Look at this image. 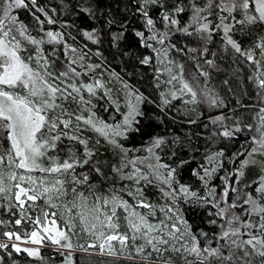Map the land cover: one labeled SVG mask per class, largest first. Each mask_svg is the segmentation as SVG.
Returning a JSON list of instances; mask_svg holds the SVG:
<instances>
[{"label":"trees","instance_id":"16d2710c","mask_svg":"<svg viewBox=\"0 0 264 264\" xmlns=\"http://www.w3.org/2000/svg\"><path fill=\"white\" fill-rule=\"evenodd\" d=\"M208 2L166 0L168 5L185 8L183 13L174 16L179 24L169 26L167 22L162 23L164 10L153 8L149 11L155 27L149 31L135 7L137 3L143 6V0H38V5L48 13V16L37 13L45 23H37L31 6L29 9L15 10L14 14L24 24L26 36L43 42L31 44L16 31L19 23L13 26V34L27 48V54L32 57L30 62L38 70L46 63L47 71L59 76L64 70L75 68L80 73L79 77L60 79L77 87L87 83L95 87L97 82L103 85L102 88L96 87L94 96L81 89L84 98L91 99V105H81L78 109L76 104L65 101L63 106L69 112L75 111L77 115L85 117L94 113L95 119L114 126L123 122L129 104L135 105L142 113L136 116L138 123L134 125L140 131L117 137L126 152L124 159L135 160L136 167L144 173L149 171L148 164L167 165L175 169L170 177L171 189L185 186L202 200L196 202L195 198L185 197L179 192L175 193V199L165 196L163 193L170 191V188L162 180H155L151 184L141 181L137 185L132 180L120 178L113 169L121 166L123 154L81 121V135L88 140V147L94 152L90 166L76 169L77 176L84 174L89 178L84 186L91 185L90 191L94 194L142 187V194L148 202L172 208L187 222L201 248L208 244L217 247L216 236L220 232L219 225L224 221L215 215V204L219 203L220 207H227L233 202L243 204L246 193L258 195L253 189L264 175L258 166L245 168L243 177L237 171L244 159L264 158L259 152L254 157L247 155L251 147H258L252 143V137L258 136L254 128L255 120L264 108V96L259 94L257 86L259 78L264 77V53L256 47L264 37V24H241L239 21L245 19V11L236 9L228 13L215 5L201 13L199 23H194L192 5L195 3L207 9ZM247 13L258 15L252 7ZM48 17L55 23H46ZM203 24H208L207 31L200 30ZM225 26L229 28L227 34L224 32ZM183 28H187L188 32L185 33ZM49 31L59 33L56 42L49 43ZM137 31L144 32L145 37L159 35L156 40L148 39L147 43L152 47H147L145 39L135 35ZM88 33L92 34V39H89ZM118 33L121 36L115 39ZM164 33L167 36L161 44L159 38ZM225 35L237 41L242 52L252 53L254 60L237 53L227 43ZM38 51L40 56L47 58L46 61L39 60V64ZM148 57L151 58L150 63L142 64L141 60ZM160 61L164 63L163 71L158 70ZM173 76L177 79L173 80ZM185 82L197 93L195 102L189 92L181 91ZM205 91L216 99L215 106L205 101L202 95ZM136 96L142 97V100L137 102ZM165 100L169 103L165 104ZM226 130L233 135L225 137L223 132ZM4 135L0 134V143H7ZM158 138L164 143L155 147L154 141ZM68 144V141H64L63 146L58 145L63 148V151L57 150L61 161L65 158L64 149ZM76 148L82 150V146ZM92 168H98L100 173L92 171ZM168 168L161 167L159 172L164 175ZM205 170L210 175H206ZM124 171L130 172L132 168ZM201 176H204V180L200 179ZM226 177L230 184L232 180L236 181L232 187L238 190L239 198L231 189L229 196L222 198ZM203 198L210 202L203 203ZM232 212L245 219L240 208L232 209ZM252 219L258 218L253 215ZM212 220L216 223H211ZM7 231L11 229L1 227L0 237L3 238ZM72 243L73 249L63 250V255L56 249H41L40 257L16 252L9 246L0 250V264H67L69 252L71 264H87L81 262L80 254L75 251L79 247L73 238ZM224 251L227 255V249ZM194 260V256H187V261ZM165 261L168 264H186L184 255L176 252L164 253L161 258L153 254L151 264H165ZM104 263L141 264V260H101L98 264ZM236 264L241 262L237 260ZM252 264H260V258L253 256Z\"/></svg>","mask_w":264,"mask_h":264},{"label":"snow or ice","instance_id":"6c2138e0","mask_svg":"<svg viewBox=\"0 0 264 264\" xmlns=\"http://www.w3.org/2000/svg\"><path fill=\"white\" fill-rule=\"evenodd\" d=\"M213 5L222 11L231 13L236 9L245 11V19L239 21L241 24H255L260 22L264 24V0H209L208 8L197 6L195 3L191 8L192 21L199 23L202 19L201 13L210 10ZM31 6L33 17L38 24L45 21L40 19L37 13L48 16V13L38 5V0H0V134L8 142V147L0 151V199L7 198L9 202L15 201L16 207L20 209L21 216L16 219L17 225L21 224L23 219L27 218L29 212H34L39 207L40 214L32 221L35 225H41L37 230L30 233L31 243L42 245L45 240L50 241L52 245L57 246L56 250L63 255V250H71L74 245L72 236L83 234L89 238L90 242L79 244L81 251L88 253L94 250L99 255L116 256L117 249L122 253L128 251L127 259L136 261L140 258L141 264H151L153 254L161 258L162 253L172 252L184 255L186 264H252V257L260 258V264H264V175H261L257 186L253 192L246 193L243 204L235 202L228 204L227 207H220L219 203L215 204L217 211L215 215L220 217L224 223L219 225L220 232L216 236L217 247L213 248L210 244L201 248L196 236L191 233L187 222L180 219L172 208L167 209L166 219L158 223H152L148 216H154V206L151 205L142 195L143 188L136 189L135 195L138 202L129 204L122 197L110 193L106 197L95 196L92 203L83 191H78V185H87L89 178L87 175H76V169L90 166V160L94 152L88 147V140L83 138L81 133L80 122L90 127L95 133L103 137L105 141L114 149H119L122 153V163L119 168L113 169L122 179L132 180L139 185L141 181L151 184L155 180H162L163 184L169 185L170 191L164 192L165 196H172L175 199V193H182L185 197H193L196 202H201L202 198L198 197L195 192H190L185 186L178 189H171L170 177L175 169L168 168L167 165L148 164V172L144 173L139 167H136L135 160H126V152L123 145L119 143L117 137L125 136L127 132H139L140 128L136 125L137 115H142L133 104H129V111L123 117V122L116 125H109L104 121L95 119V114L85 117L77 115L75 111L69 112L64 106L65 101H70L77 105H91V99H85L81 89H85L90 96L95 95L96 87H103L97 82L93 84H81L77 87L74 83H65L60 78L79 77L75 68H68L54 76L47 71V64L41 65V70H34L29 66L21 55L20 44L13 35V26L19 23L16 31L20 36H24L31 44L39 45L43 41L36 40L31 36L25 35V26L18 21V16L14 14L15 10L29 9ZM136 11L144 18L149 31L155 27V21L150 15V9H163L161 22H167L169 26L179 24V20L174 16L183 13L185 8L176 5H168L166 0H143V6L136 4ZM252 7L258 15H251L247 10ZM223 19V18H222ZM46 23H55L51 17H48ZM185 33L187 28L182 29ZM207 31L208 24L201 25V29ZM229 28L224 27L227 34ZM59 33L47 32L49 43L57 41ZM92 39V34H87ZM136 36L145 39L146 46L152 47L147 43L148 39L156 40L159 34H153L145 37V33L137 31ZM121 33H118L115 39H119ZM167 33L159 38V43H164V37ZM227 43L241 55H246L248 60H254L252 53L242 52L241 45L233 40L230 36L225 35ZM13 41H16L13 43ZM264 53V37H261L260 43L256 45ZM73 51H75L73 49ZM39 60H47L46 57L40 56ZM32 59L27 57V61ZM151 58L141 60L142 64H149ZM75 63V61H72ZM211 63V62H209ZM177 79L176 76L172 77ZM52 82H49V81ZM60 81V83H57ZM259 94L264 96V77L258 80ZM186 90L192 96L193 102L197 93L189 86L187 82L183 83L181 91ZM175 95V94H173ZM205 101L210 106H215L217 101L208 92H203ZM137 102L142 97H135ZM165 104L169 101L165 100ZM264 112V109H261ZM251 127V126H248ZM239 129H237L238 131ZM258 136L252 137V143L258 147H251L247 151L249 157L259 152L264 157V116L260 117V125L256 128ZM225 137H231V131H224ZM64 141H68L66 146L65 158L61 161L57 154L58 145L63 146ZM99 143V140L96 141ZM162 139H156L154 146L158 147L163 144ZM76 146H82L78 150ZM52 151L53 155H48ZM151 151V149H149ZM242 154V153H241ZM222 155V153H221ZM159 157H157V160ZM143 163V161H141ZM259 167L264 173V158L261 160L244 159L240 162V168L237 170L238 175H245L244 169ZM131 167L132 171L125 172L124 169ZM168 168L166 174L162 175L159 168ZM92 171L100 173L98 168H92ZM38 172L43 175L37 177L32 173ZM206 175L210 173L205 170ZM63 177V178H61ZM152 177V179H149ZM204 180V176L200 177ZM71 185L66 188L65 184ZM228 183L225 178V187L222 191V198L229 196V189L239 198V192L232 184ZM89 189L91 185H88ZM163 191V190H162ZM128 195H134L129 191ZM211 195V191H210ZM70 197V199H69ZM43 200L42 207L36 202ZM55 201H60L56 203ZM210 201L203 198V203ZM227 204V199L224 200ZM27 205V207H25ZM245 205L247 207H245ZM9 207L12 205L10 203ZM138 208L148 209V213L142 214L137 211ZM240 208L245 219L232 212V209ZM119 210V212H118ZM162 211H164L162 209ZM255 215L258 219L253 220ZM52 217L49 220V217ZM56 218H60L64 229L62 230L56 224ZM215 224L216 221L212 220ZM49 224L51 226H49ZM184 226L185 231L177 225ZM237 225V226H234ZM122 229V230H121ZM43 233V234H42ZM180 233L181 236L176 234ZM11 240L13 237L20 240L21 237L14 233H4ZM190 236L191 246L181 244L176 246L182 236ZM201 235H206L201 233ZM247 239H243V237ZM139 241V243H138ZM220 241L224 243L221 244ZM259 246V247H258ZM9 247L7 244H0V248ZM16 252H27L29 256L40 257L39 248L21 249L16 244L11 245ZM227 249L228 254H225ZM70 255L66 257L67 264H71ZM194 256V261H187V256ZM235 257V259H234ZM42 259V257H41ZM165 264H168L165 261Z\"/></svg>","mask_w":264,"mask_h":264},{"label":"rangeland","instance_id":"374dc122","mask_svg":"<svg viewBox=\"0 0 264 264\" xmlns=\"http://www.w3.org/2000/svg\"><path fill=\"white\" fill-rule=\"evenodd\" d=\"M16 41H18L19 44H20V51L18 52V54L21 55V57L24 58L26 60V62L29 63L30 67H32L34 70H38L36 67H34V65L31 64L30 61H27V57L29 56L27 54V52H26L27 48L19 40L16 39ZM16 41H13V43H15ZM157 66H158V70H162L163 71L164 63L162 61L158 62ZM49 82H52V81L50 80ZM261 116H264V112H260L259 116L256 117V120H255L256 122H255V127H254L255 131H256V128L260 125V117ZM7 143H4V142L0 143V151H3L5 148L8 147ZM1 144H2L3 147H1ZM58 149H62V151H63L62 147H58L57 150ZM53 154L54 153L52 151H49V153H48V155H50V156L53 155ZM32 175L39 177V176H41L43 174L38 173V172H34V173H32ZM61 178H63V177H61ZM65 187L66 188H70L71 185L66 183ZM138 188L139 187H137V186H135V187H126V188H123V189L119 190V192L110 191L109 193H105V194H94V193H92L90 191L89 187H87V186H84V185H78L77 186V190L78 191H83L84 194L86 196H88L90 204L94 200V195L95 196L106 197L110 193H113V192H115L116 195L122 197V199L128 201L129 204H133L135 202H138L137 198H136V195H135L136 189H138ZM129 191L133 192L134 195H131V196L128 195ZM142 195L145 198L144 194H142ZM69 199H70V197H69ZM55 202L56 203H60V201H55ZM10 203L12 205L11 208L9 207ZM149 203L154 206V212H155L154 216H148V219L150 220V222L158 223L160 220L166 219V216L168 215L167 209H169V208H167L165 206H161V205H156V204L151 203V202H149ZM36 204L38 206L42 207L43 204H44V201L43 200H38L36 202ZM25 207H27V205ZM162 209L164 211H162ZM136 210L141 212L142 214H146L149 211L148 209H144V208H138ZM118 212H119V210H118ZM39 214H40V212H39V207H38V208L35 209L34 212H29L27 214V218L23 219L21 224L17 225L15 223V221H16V219L20 218L21 213H20V209L18 207H16L15 201L9 202L7 200V198L0 199V232H1V227H7L8 229L10 228L11 231H7L5 233H14V234L19 235L21 237L20 240H16L14 237H13V239L10 240L8 238V236L4 235L3 238L0 237V244H7L13 250H15L14 248L11 247V245H13V244H16L21 249H24V248H28V249L39 248L40 251H41V249H45V250L56 249L57 246L52 245L50 243V241H48V240H45L42 245H37V244L31 243L30 233L33 230H37V229H39L41 227V225H35L34 223H32V221H34L36 216L39 215ZM12 219L14 221H12ZM51 219H52V217L50 216L49 220H51ZM56 224L62 230H66V229H64V225H63V223H62L60 218H56ZM49 226H51V225L49 224ZM177 226L181 228V232L185 231L183 225L178 224ZM176 235L177 236H181L180 233H177ZM189 237L190 236H187V235L182 236L178 241H176V246L180 247L181 244H187L190 247L191 246V239ZM72 238L74 239L75 243H77V245H79V244H85L86 245L87 242H90L89 238L84 236L83 234H80L78 236L74 235V236H72ZM138 243H139V241H138ZM0 250H4V248H0ZM75 251L80 254L81 262L82 263L86 262L87 264H92V263L94 264L95 262L98 264V263H100L101 260L102 261L103 260H105V261L106 260H114V261L124 260V261H127L128 260L127 256L129 254L128 251H124V252L121 253L119 251V249H117V253L118 254L116 256H108V255H103L102 256V255H99V254L95 253V251L91 250V249L89 250L88 253H85V252L81 251L79 248L77 250H75ZM21 252H24V251H21ZM168 252H172L171 249H169ZM25 253L27 254V252H25ZM165 253H167V252H165ZM162 254H164V253H162ZM136 260H140V258L137 257Z\"/></svg>","mask_w":264,"mask_h":264}]
</instances>
